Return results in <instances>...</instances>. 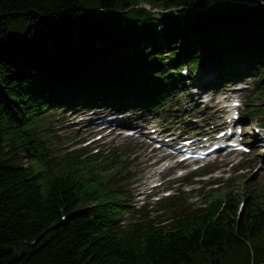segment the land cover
Returning a JSON list of instances; mask_svg holds the SVG:
<instances>
[{
  "label": "trees",
  "instance_id": "16d2710c",
  "mask_svg": "<svg viewBox=\"0 0 264 264\" xmlns=\"http://www.w3.org/2000/svg\"><path fill=\"white\" fill-rule=\"evenodd\" d=\"M141 1L164 8L178 7L185 19L197 14L195 7L205 2L0 0V264H264V206L254 207L249 198L238 219L235 204L231 203L220 212L209 209L182 225L158 229L150 224H137L121 230L114 217V205L103 203L107 200L103 190L92 192V183L82 181V168L67 161L47 166L39 157L44 150L38 143L39 129L31 116L46 106L48 97L45 94L41 97L39 90L35 93L30 80L23 79L21 63L29 59L40 66L55 64L59 75H69L65 85L74 84L82 72L74 70L66 50L59 49L66 42L65 36L77 32L88 47L95 34L109 37L110 26L122 30L117 21L121 13L118 10ZM228 3L221 1L215 8L243 10ZM216 9L212 11L219 12ZM244 13L239 20H258L259 25H264L263 6ZM127 18L132 40L138 37L134 28L137 21H143L151 30V18L145 12L129 13ZM220 18L230 20L224 14ZM164 20L177 25L171 15ZM227 33L231 36L237 32L228 29ZM169 34L172 37L176 32ZM189 35L188 30L186 37ZM211 35L206 34L208 38ZM47 37L58 39L59 52L55 58H43ZM261 47L264 48V39L253 50L264 53ZM156 53L154 50L148 54L150 58H144L143 64L157 65L152 62ZM24 54L28 58H21ZM70 68L73 71L66 73ZM101 76L103 83L110 80ZM21 147L30 156L31 167L10 164L13 151ZM88 197L101 203L88 207ZM21 245L22 250L17 253Z\"/></svg>",
  "mask_w": 264,
  "mask_h": 264
},
{
  "label": "rangeland",
  "instance_id": "374dc122",
  "mask_svg": "<svg viewBox=\"0 0 264 264\" xmlns=\"http://www.w3.org/2000/svg\"><path fill=\"white\" fill-rule=\"evenodd\" d=\"M250 92L251 89L250 91H248V89L244 91L243 95L247 96L245 102L248 99ZM183 97H186V95L180 94L178 101L181 102ZM208 100L209 96H206V101L208 102ZM255 103L259 104L261 101L256 99ZM195 110L196 108L191 111L194 112ZM65 121L67 127L73 125L71 119L65 118ZM71 134L72 133L69 132L67 133V136H71ZM128 146L130 151H132L139 146V143L137 141H125L121 143L119 148L123 151L128 148ZM256 149L259 148L257 147ZM136 153V150H134L130 160L133 157L135 158ZM246 162V157H235L232 160L225 159L224 161L219 159L214 164H210L200 171L189 175L183 181H175V183L171 184V188L175 192L179 191L178 194L181 196L184 207L198 206L203 200H205V195L209 193H218V191L224 190L225 188H233L236 192L242 195L248 191L247 185L250 184L256 191L264 192V173L261 170L254 172L253 168L256 166L254 164L249 163L248 168L245 167ZM23 163L26 164V161L23 160ZM143 163L144 159L140 158L139 160H136L134 165L131 164V169L136 165L142 167ZM184 193L186 195H184ZM18 248L19 249H16V252L20 253L22 245Z\"/></svg>",
  "mask_w": 264,
  "mask_h": 264
},
{
  "label": "bare ground",
  "instance_id": "6f19581e",
  "mask_svg": "<svg viewBox=\"0 0 264 264\" xmlns=\"http://www.w3.org/2000/svg\"><path fill=\"white\" fill-rule=\"evenodd\" d=\"M230 16V12H226V17H229ZM215 21H217V20H215ZM223 23V22H222ZM226 25H227V23H225ZM229 25H230V23H229ZM233 27H237V26H235V25H232ZM189 31H191V30H189ZM156 49H158V47H155ZM209 72L211 73L212 71H210L209 70ZM213 76V75H212Z\"/></svg>",
  "mask_w": 264,
  "mask_h": 264
}]
</instances>
